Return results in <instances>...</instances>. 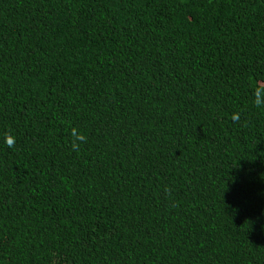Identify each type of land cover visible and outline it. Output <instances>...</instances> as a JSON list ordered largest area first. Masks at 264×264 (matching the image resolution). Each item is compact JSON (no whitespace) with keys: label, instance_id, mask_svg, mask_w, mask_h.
<instances>
[{"label":"trees","instance_id":"16d2710c","mask_svg":"<svg viewBox=\"0 0 264 264\" xmlns=\"http://www.w3.org/2000/svg\"><path fill=\"white\" fill-rule=\"evenodd\" d=\"M260 85L264 0H0V264H264Z\"/></svg>","mask_w":264,"mask_h":264},{"label":"clouds","instance_id":"9594fccd","mask_svg":"<svg viewBox=\"0 0 264 264\" xmlns=\"http://www.w3.org/2000/svg\"><path fill=\"white\" fill-rule=\"evenodd\" d=\"M255 104L257 106H264V85L257 86L255 89ZM238 118V115L236 116ZM75 140L73 142V148L78 147L76 141H83L85 136L83 134H77L74 130ZM9 146L15 144V136H8L5 141Z\"/></svg>","mask_w":264,"mask_h":264}]
</instances>
